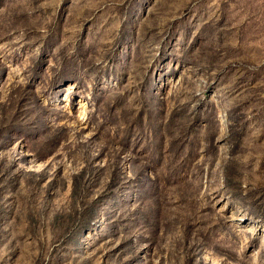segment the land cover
<instances>
[{
    "label": "rangeland",
    "instance_id": "rangeland-1",
    "mask_svg": "<svg viewBox=\"0 0 264 264\" xmlns=\"http://www.w3.org/2000/svg\"><path fill=\"white\" fill-rule=\"evenodd\" d=\"M0 264H264V0H0Z\"/></svg>",
    "mask_w": 264,
    "mask_h": 264
}]
</instances>
